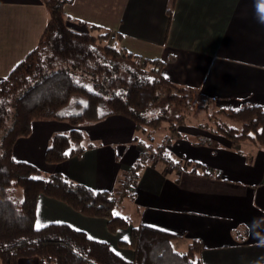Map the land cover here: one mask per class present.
<instances>
[{
    "label": "crops",
    "instance_id": "crops-1",
    "mask_svg": "<svg viewBox=\"0 0 264 264\" xmlns=\"http://www.w3.org/2000/svg\"><path fill=\"white\" fill-rule=\"evenodd\" d=\"M63 10L72 31L98 25L112 32L109 41L115 48L163 61V76L193 89L208 110L264 107V0H72ZM47 17L41 0H0V80L37 45ZM187 117L170 145L161 139L162 154L153 160L143 150L144 133L122 115L78 126L86 149L56 164L45 163L44 152L55 133L73 126L35 120L30 135L15 142L13 156L44 176L58 173L94 190L117 191L144 155L130 196L122 198L125 208L116 212V206V214L132 225L143 223L178 236L174 245L179 250L200 240L203 264L264 262V149L249 141L234 145ZM200 137L217 145L200 143ZM162 155L166 160L161 161ZM51 222L83 230L132 258L131 250L117 244L128 238L129 229L111 233L105 219L84 216L41 195L35 225ZM17 264L41 263L29 257Z\"/></svg>",
    "mask_w": 264,
    "mask_h": 264
},
{
    "label": "trees",
    "instance_id": "trees-1",
    "mask_svg": "<svg viewBox=\"0 0 264 264\" xmlns=\"http://www.w3.org/2000/svg\"><path fill=\"white\" fill-rule=\"evenodd\" d=\"M70 1L41 0L48 17L37 45L0 80V264H17L29 257H37L41 264H203L200 240H191L179 251L174 245L178 236L143 223L132 225L115 213L117 202L130 196L129 184L145 164L144 155L129 168L130 179L122 181L117 191L94 190L58 173L41 177L35 165L13 156L15 142L30 135L35 120L73 126L66 133H55L44 152L45 163L56 164L86 149L85 134L78 126L122 115L143 133L166 123L170 136L178 137L177 125L184 124L192 110L195 91L168 81L162 74L163 61L107 44L112 32L101 26L90 24L85 32L69 29L63 7ZM200 108L208 121L200 126L234 145L249 141L264 149V107L244 104L213 112L208 106ZM198 142L217 145L204 137ZM161 159L166 160L165 155ZM41 195L84 216L105 219L111 233L129 229L128 238L117 244L131 250L132 258L66 223L37 227L36 203Z\"/></svg>",
    "mask_w": 264,
    "mask_h": 264
},
{
    "label": "rangeland",
    "instance_id": "rangeland-1",
    "mask_svg": "<svg viewBox=\"0 0 264 264\" xmlns=\"http://www.w3.org/2000/svg\"><path fill=\"white\" fill-rule=\"evenodd\" d=\"M95 34H97V32H94ZM107 44H112L111 41L106 42ZM149 67V66H148ZM205 105V102L203 100H201V98L197 97V95L194 97V102L191 106L192 110L189 111L188 113V117H187V121H201L200 123H205L208 122L207 121V112L200 108L201 106ZM216 109V106H210V110L213 112ZM203 114H205V117H203ZM198 114V115H197ZM228 124H232L231 121H229L228 119H224ZM166 125V123H164ZM164 124H162L161 127H159L158 129L152 130V129H147L146 132H144L142 139V143H143V150L149 152V157L151 160L159 158L160 155L162 154L163 148L161 147V149L159 148L163 143V141H161V139H164V144L170 145L171 142L174 140L175 137L170 138V133L168 131V129H166ZM211 124V122L209 123ZM163 127L165 129H163ZM211 132V131H210ZM59 133V132H58ZM149 135V136H146ZM170 139V140H169ZM176 139V138H175ZM169 141V142H168ZM146 160V159H145ZM161 161H163V159H161ZM41 177H44V175L41 173L40 174ZM131 177V176H130ZM134 180V179H133ZM122 182V181H121ZM130 190V189H129ZM20 194V193H19ZM124 201L122 202V198L117 202V209L116 212H119L120 210L124 209L125 207H123ZM179 247V246H178ZM185 248L179 250L177 248V250L179 251H184Z\"/></svg>",
    "mask_w": 264,
    "mask_h": 264
},
{
    "label": "built area",
    "instance_id": "built-area-1",
    "mask_svg": "<svg viewBox=\"0 0 264 264\" xmlns=\"http://www.w3.org/2000/svg\"><path fill=\"white\" fill-rule=\"evenodd\" d=\"M130 176H131L130 172L127 171V172L125 173V175H124V178H125V179L122 180V181L125 182L126 180H129V179H130ZM131 184H132V183L129 184V188H130Z\"/></svg>",
    "mask_w": 264,
    "mask_h": 264
},
{
    "label": "snow or ice",
    "instance_id": "snow-or-ice-1",
    "mask_svg": "<svg viewBox=\"0 0 264 264\" xmlns=\"http://www.w3.org/2000/svg\"><path fill=\"white\" fill-rule=\"evenodd\" d=\"M38 227H39V225H38ZM125 239H126V237H125Z\"/></svg>",
    "mask_w": 264,
    "mask_h": 264
}]
</instances>
